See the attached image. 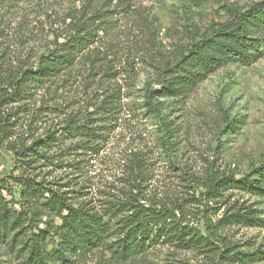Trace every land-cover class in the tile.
<instances>
[{
  "label": "rangeland",
  "instance_id": "1",
  "mask_svg": "<svg viewBox=\"0 0 264 264\" xmlns=\"http://www.w3.org/2000/svg\"><path fill=\"white\" fill-rule=\"evenodd\" d=\"M260 1L18 0L0 9L3 61L18 69H37L57 55L69 61L6 109L18 113L7 122L11 136L0 137V193L8 206H0V264H103L105 245L79 244L48 194L26 202L17 181L64 192L71 205L104 213L137 195L139 168L144 196L191 206L193 194L203 192L193 178L211 171L241 178L264 166V55L249 64L228 62L207 76L188 59L233 13ZM87 20L89 43L78 51L70 38ZM57 130L60 138L38 155L22 158L11 148ZM261 171L260 192L229 191V203L213 216L236 203L261 219L257 227L224 230L245 255L233 264H264ZM119 240L114 233L106 245L118 252ZM135 249L106 264H213L171 245Z\"/></svg>",
  "mask_w": 264,
  "mask_h": 264
},
{
  "label": "trees",
  "instance_id": "2",
  "mask_svg": "<svg viewBox=\"0 0 264 264\" xmlns=\"http://www.w3.org/2000/svg\"><path fill=\"white\" fill-rule=\"evenodd\" d=\"M18 0H0V9L6 8ZM89 20L76 24L75 33L70 38L71 47L78 51L86 48L91 31ZM81 22V21H80ZM89 26V27H87ZM92 26V24H91ZM67 46V45H66ZM264 55V0L253 4L244 12H235L229 21L221 25L214 35L202 40L190 51L188 59L195 68H201L204 76L216 72L228 62L249 64L252 60ZM68 55H57L54 59L41 62L37 69H18L9 65L0 57V137L8 139L11 136L9 129L10 118H14L18 111L8 113L6 109L12 104L21 103L30 95V84H40L46 79L56 77L67 64ZM74 126L70 122L67 129ZM59 130L49 131L47 136L39 138L29 147L22 149L14 145L12 148L17 156L22 158L38 155L40 148L46 147L48 142L59 139ZM144 168H139L134 180L137 195L123 203L110 204L107 212L101 213L94 208L76 207L69 203L66 193L53 189H43V185L32 184L30 180L25 184L17 181L21 186V198L26 202L46 197L48 205L55 208L61 215L64 227L73 230L80 237L81 245L103 249V264L113 260L120 261L118 252L135 253L136 249L146 250L158 244L171 245L186 251H195L210 260L213 264H233L244 261L245 255L235 252L236 248L227 240L224 230L232 225L257 227L261 223L257 211L245 206L231 204L225 210L223 217L213 220L221 208L229 203V191L240 190L247 193H258L257 175H262L260 167L251 174L241 178L234 175H225L219 171H211L203 178H193L197 188H202L199 198L193 194L192 205H185L178 199L169 202L156 201L147 198L141 193V184L145 174ZM38 186V187H37ZM41 197V198H43ZM210 203L217 207H209ZM0 206L7 210V201L0 193ZM114 222L116 228L108 229ZM72 232V231H71ZM121 235L118 241V252L112 251L114 244L108 246V239L112 234ZM70 243V242H69ZM68 242L61 244L63 247ZM65 245V246H64ZM111 254L106 258V252ZM243 258H242V257Z\"/></svg>",
  "mask_w": 264,
  "mask_h": 264
}]
</instances>
